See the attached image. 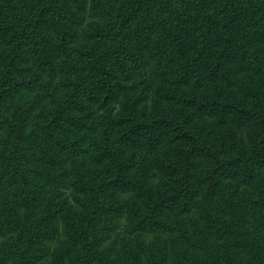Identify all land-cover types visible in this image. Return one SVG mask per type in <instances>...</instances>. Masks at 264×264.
I'll return each instance as SVG.
<instances>
[{"label":"trees","instance_id":"16d2710c","mask_svg":"<svg viewBox=\"0 0 264 264\" xmlns=\"http://www.w3.org/2000/svg\"><path fill=\"white\" fill-rule=\"evenodd\" d=\"M7 111L0 264H40L61 218L48 264H264V0H0V129Z\"/></svg>","mask_w":264,"mask_h":264},{"label":"rangeland","instance_id":"374dc122","mask_svg":"<svg viewBox=\"0 0 264 264\" xmlns=\"http://www.w3.org/2000/svg\"><path fill=\"white\" fill-rule=\"evenodd\" d=\"M32 74L34 75H38V80L37 83L35 84V89L41 90L42 87L40 86L42 83H47L50 82L51 84H56L58 79H55L53 81L50 80V76H48L47 74H44L42 72H38V70L34 69ZM148 80H152V78H149ZM146 80L144 83L139 85L138 89H142L145 84L147 83ZM153 85V84H152ZM155 87V85H153ZM145 91L147 92V94L145 93ZM144 94V104H146V107L148 109L152 108V99L155 97V91L154 88H150L149 86H145L142 91ZM119 106L115 105L114 109L115 112L118 110ZM95 117H92V119L90 118V120H97L96 118H100L101 116H103L105 114V110L104 109H95L94 111ZM4 121H3V128L0 129V142L4 139V137L7 134L8 131V121L10 118H12L11 116V112H5L4 113ZM91 117V116H90ZM80 134L82 135V139L84 140V144L85 146L88 148L91 146L89 140H88V136L85 134L86 130H83L82 132L79 131ZM142 153L138 152L137 153V157H136V165L139 164V155ZM152 157L153 155L151 154L148 157V163L152 164ZM70 168V167H69ZM139 173V171H138ZM151 176H150V182L153 184V186H157L160 181L163 180L162 176L160 175V173H158L157 171H155L154 168L151 169ZM228 183H231L233 185H237L238 186V190H240V192L242 191L243 193L245 192H249L250 191V187L246 186V185H239L238 182L236 181H228ZM262 187L264 188V178L262 180ZM62 195H63V199L66 202V206L67 207H72L74 209H77L79 206V202H78V198L79 195L76 194L72 189L70 188H65L62 190ZM134 193L133 192H121L120 193V199L122 201H129L132 197H133ZM242 196V195H241ZM204 204V197L203 195H199L197 197V202L195 203L194 209L192 210V212L190 213H186V214H181V213H173L172 215V220L177 222L178 226H180V228L183 229H187L190 230L192 228V224L199 222L201 220V214H202V207L201 205ZM57 227L59 229V235L57 240L49 242L47 244L48 246V250L49 253L48 255L41 261L40 264H48L51 261L52 255L54 254L59 241L62 242L65 238H66V234L64 231V227H65V219L61 218L58 223H57ZM180 232H168V233H163V232H159V231H150V232H137L134 233V236H138L143 242L147 243V245L150 244H154L155 242H163V243H168L170 241H172L173 239H176L179 236ZM128 236H132V233L130 232L129 229V222L127 220L126 216H123L122 218L117 220L116 223V230L115 233L113 235V239L110 242V245H115V248H118V246L122 243V240L124 238H127ZM7 239V237L5 238V240ZM39 263V262H38ZM37 263V264H38Z\"/></svg>","mask_w":264,"mask_h":264}]
</instances>
